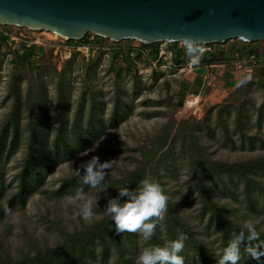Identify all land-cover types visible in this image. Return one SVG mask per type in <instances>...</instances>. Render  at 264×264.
<instances>
[{"label":"rangeland","instance_id":"obj_1","mask_svg":"<svg viewBox=\"0 0 264 264\" xmlns=\"http://www.w3.org/2000/svg\"><path fill=\"white\" fill-rule=\"evenodd\" d=\"M0 30L10 36L0 51V138L8 133L6 146L0 151V164L4 165L0 190L5 189L0 200V264L34 258L93 228L108 216L107 200L118 194L124 179L144 168L158 169L163 174L179 215L217 264L226 237L222 225L217 227V222L210 221L194 178L191 154L199 162L208 157L220 163L264 156V61L251 81H244L236 89H228L221 82L210 87L205 83L202 88L191 81L196 78L194 68L206 54L219 52L222 47L218 44H156L154 50L163 49L172 56L155 64L143 58L129 64L115 59L114 53L95 54L93 48L112 47L108 39L96 37L97 43L93 44L88 35L82 41H68L45 30L16 26ZM32 42H36L37 52L26 57L24 51ZM83 45L93 48L90 52L79 49ZM116 46H138V42L127 40ZM222 46L231 49L230 71L253 65L248 58L233 60V52L239 48L264 55V42L245 44L236 40ZM177 50H182L179 58ZM181 122L191 126L175 136ZM167 133L166 146L156 156L158 138ZM188 136L197 139L185 142ZM188 143L193 145L187 158L182 151ZM196 149L202 150V157ZM163 153L165 156H160ZM94 155L101 162L112 159L102 188L82 184L79 166ZM47 161L50 171L38 192L25 207L17 201L13 208L8 207L19 192L27 167L41 168L40 164ZM211 184L215 186L210 196L217 206L231 209V222L243 224L250 219L264 236L261 191L254 188V204L250 207L245 184L231 185L234 195L220 181ZM80 191L94 201V215L89 220L76 215ZM4 204L10 211L3 215ZM161 228L159 236L165 244L169 240L164 226ZM129 240L136 264L138 253L150 244L137 232H131ZM101 248L98 246V251ZM198 252L186 240L180 253L186 258L184 264H201ZM117 258V250L112 248L110 264Z\"/></svg>","mask_w":264,"mask_h":264},{"label":"water","instance_id":"obj_2","mask_svg":"<svg viewBox=\"0 0 264 264\" xmlns=\"http://www.w3.org/2000/svg\"><path fill=\"white\" fill-rule=\"evenodd\" d=\"M0 25L147 46L264 42V0H0Z\"/></svg>","mask_w":264,"mask_h":264},{"label":"trees","instance_id":"obj_3","mask_svg":"<svg viewBox=\"0 0 264 264\" xmlns=\"http://www.w3.org/2000/svg\"><path fill=\"white\" fill-rule=\"evenodd\" d=\"M10 37L5 36L3 33H0V51L1 46L9 41ZM178 44H175L177 46ZM145 48L153 49L154 46L144 45ZM238 51V50H237ZM37 52V47L33 46L30 49L24 51L25 56H33ZM178 53L176 57L182 55V50L175 51ZM155 51L151 53V58H155ZM96 54H101V52H97ZM250 56H258L260 57L255 50L243 48L238 51V57L240 59H244L245 57ZM117 59V56H115ZM178 60V59H177ZM221 58L218 56H212L209 59L208 63L220 61ZM127 62L131 64V60L126 58ZM184 96L181 99V105L183 103ZM191 126L188 122H181L177 124V130L175 136H180L181 132L185 128ZM192 128V127H191ZM167 129V128H166ZM165 133V132H164ZM8 133L5 132L0 138L1 146L0 151L6 146ZM164 138L166 140H164ZM169 138V134L167 133L164 137H159V149L156 151L155 155L158 156L159 152H162L166 146L167 140ZM17 137H14L13 141ZM195 140V136H188L185 140L188 141ZM189 144V143H188ZM183 146L182 154L187 158L190 156L191 147ZM184 147L187 148V152H185ZM196 152L202 157V150H197ZM39 153V152H38ZM168 152L166 153V156ZM191 159L193 160V164L191 165L192 169H194V178L196 183L198 184V189L202 193L204 198V202L206 203V211H209L210 221L211 223L217 222V227L221 224L223 228V236H225L228 241L232 238L233 234H238L241 229L242 224L231 222L229 220V212L231 209H223L216 205L213 198L210 196V192L215 186L216 183L220 181L223 188H225L231 195H234V191L231 190V185H238L239 183L245 184L244 191L247 194V201L250 207H252V194L254 193V188L261 191L264 194V156L259 157L255 160L240 162V163H220L216 161L210 160L208 157L203 159L201 162L198 161L197 156L191 154ZM160 156H165L164 153ZM184 156V157H185ZM41 168H36V166H29L26 169L25 175L21 178L20 189L16 196L9 203L10 206L14 207V201L20 203L19 205L25 207L29 198L38 192L39 187L41 186V181L44 180V177L50 171V163L47 161L45 163L40 164ZM4 165L0 164V187L3 186V177H4ZM38 171L36 174L35 172ZM145 177L154 178L159 182L163 191L168 196L167 202V210L163 214V220L161 218L157 222L156 229L154 230V235L149 240L150 245H163L165 239L159 236L160 231L162 232V226H164V230L167 235L168 240L176 239L180 234L187 235V242L191 243L194 248L199 249L200 258L199 261L201 264H216L214 262V258L209 253H205L204 246H202L203 242L193 237V228L189 225L185 224L184 220L179 215L175 202L171 197L168 190H166V185L163 182L164 176L158 169L147 170L146 168L141 169L139 171H134L129 174V176L124 179L123 184L127 185L129 189L136 188L140 181ZM227 183H229L227 185ZM5 189L0 190V200L4 195ZM233 191V192H232ZM125 199V198H122ZM258 203L255 204V207H258ZM5 205V204H4ZM2 207L3 215L5 212V205ZM260 206L262 204L260 203ZM254 207V208H255ZM126 234L116 233L114 222L111 221L110 217L107 216L100 223L96 224L93 228H88L83 232L75 234L69 240L65 241L59 247L54 250H47L44 253H41L34 258H29L27 260H22L14 264H110L111 252L112 248H116L118 258L114 262V264H135L132 259V246L130 242L131 232L126 231ZM224 239L225 246L227 245V239ZM260 242H264V236L260 234V241L253 242H244V243H253L257 244ZM98 246H102L101 250L98 251ZM243 246V243H242ZM209 254V255H208ZM264 260V257H261ZM186 262V258H184V263ZM4 264H12L4 263ZM190 264H193L190 262ZM238 264H257V262L251 259L246 252H244L243 247L241 249V261Z\"/></svg>","mask_w":264,"mask_h":264},{"label":"clouds","instance_id":"obj_4","mask_svg":"<svg viewBox=\"0 0 264 264\" xmlns=\"http://www.w3.org/2000/svg\"><path fill=\"white\" fill-rule=\"evenodd\" d=\"M244 83L241 80L237 86ZM95 151V149H92ZM84 155H87L85 152ZM82 169V184L91 188L103 187L107 172L112 167V159L100 161L98 156H92L79 166ZM79 174V173H78ZM79 205L76 215L89 220L93 217L94 201L78 192ZM125 198V199H122ZM168 196L158 181L145 177L135 189L122 185L118 194L107 200L105 211L114 222L116 233L137 232L145 241L151 240L158 220L167 210ZM10 210L5 207V212ZM186 234H180L176 239L163 245H150L143 248L136 258V264H184L180 255L187 240ZM260 241V232L252 220H245L238 234H233L227 245L222 249L217 264H238L241 261V249L257 264H264V242L257 244L244 243ZM243 243V246H242Z\"/></svg>","mask_w":264,"mask_h":264},{"label":"crops","instance_id":"obj_5","mask_svg":"<svg viewBox=\"0 0 264 264\" xmlns=\"http://www.w3.org/2000/svg\"><path fill=\"white\" fill-rule=\"evenodd\" d=\"M219 46L222 47L221 48L222 50L220 49V51L218 50L219 52H216L211 55L206 54V56L202 58L198 67L196 63V67L194 68L196 70V74H195L196 78L192 77L191 81L193 83L195 82L196 83L195 85L202 87V88L205 87V83H207V86L210 87V86H215L216 83L221 82V85L228 87V89L238 88L237 84L241 81L239 78H241L243 81H248V80L251 81L253 73L255 74V72H257L256 68H258L260 64L256 66L252 65V67L247 66L245 69H235L236 71H230V66L232 62L228 58H229L231 49L225 50L226 46H222V45H219ZM240 49L242 50L243 48H239L238 51H240ZM238 51L235 50L233 52L234 53L233 60H236V61H238V59L243 60L238 57ZM258 55L260 56V57L257 56L258 60H260V62H263L264 55L263 54H258ZM212 56H218L221 58V60L208 63L209 59H211ZM245 58H248V57H245ZM249 63H252V62L249 61ZM197 79H199V81Z\"/></svg>","mask_w":264,"mask_h":264},{"label":"built area","instance_id":"obj_6","mask_svg":"<svg viewBox=\"0 0 264 264\" xmlns=\"http://www.w3.org/2000/svg\"><path fill=\"white\" fill-rule=\"evenodd\" d=\"M1 27H6V26H1L0 25V29ZM28 30H31V29H28ZM35 31V30H34ZM38 32V31H37ZM0 33H3L5 36H8L10 37L6 32H4L3 30H0ZM88 37H89V42L90 43H97L96 41V36L95 34H88ZM100 38V37H99ZM104 39V38H102ZM105 40V39H104ZM111 41V48H105L103 46H99L98 48L94 49L93 46H90L89 45H83L82 48H79V49H83V50H86L87 52H90L93 48L95 54L97 52H101L102 51H105V52H108V53H114L115 56H117V59H122V60H126V58H129L131 60V62L133 63H137V58H143V60H150L151 62H153L154 64L155 63H159L161 60H165L166 57H171L172 54L171 52H167L163 49H160V51L158 52L157 49L154 50V49H149V48H145L144 47V44L138 42V46H119L117 47L116 44H120L121 42H114L112 40ZM92 44V45H93ZM161 44H167V43H159V45ZM177 44H180L181 46H184V47H189L187 46L186 44L184 43H177ZM36 42H32L30 44V47H33V46H36ZM92 47V48H91ZM155 51V58L152 59L151 58V53ZM249 61L253 63V65H258L260 63H263V62H260V60H258V58L256 56H250L249 57ZM194 102V100L192 101ZM190 103V102H188Z\"/></svg>","mask_w":264,"mask_h":264},{"label":"bare ground","instance_id":"obj_7","mask_svg":"<svg viewBox=\"0 0 264 264\" xmlns=\"http://www.w3.org/2000/svg\"><path fill=\"white\" fill-rule=\"evenodd\" d=\"M52 34H54L55 36H57V37H59L57 34H55V33H53V32H51ZM195 102V101H194Z\"/></svg>","mask_w":264,"mask_h":264}]
</instances>
